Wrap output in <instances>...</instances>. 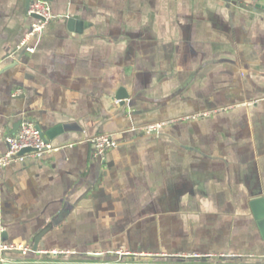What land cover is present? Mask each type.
<instances>
[{
  "label": "crops",
  "instance_id": "obj_1",
  "mask_svg": "<svg viewBox=\"0 0 264 264\" xmlns=\"http://www.w3.org/2000/svg\"><path fill=\"white\" fill-rule=\"evenodd\" d=\"M47 1L55 18L27 53L31 0H0L1 132L27 118L56 147L0 168V242L32 248L42 232L38 250L76 253L49 261L264 264L251 207L264 199V10ZM99 133L116 141L103 159Z\"/></svg>",
  "mask_w": 264,
  "mask_h": 264
},
{
  "label": "built area",
  "instance_id": "obj_2",
  "mask_svg": "<svg viewBox=\"0 0 264 264\" xmlns=\"http://www.w3.org/2000/svg\"><path fill=\"white\" fill-rule=\"evenodd\" d=\"M27 17L31 19L28 29L20 39L16 49L22 50L27 53H33L35 51L36 43L45 31L48 24L55 18L51 10V6L47 0H31L28 9ZM34 15V16H33ZM21 94L20 89H15L12 92L13 96ZM206 113H198L195 115L185 116L182 119H193L200 116H205ZM167 122L153 123L144 125L138 129L145 134H151L157 132L158 129ZM0 141H3L6 145V151L0 154V168L9 164L12 161H21L27 158L39 159L46 153L56 150L43 135L40 128L32 120L24 118L20 121L18 130L14 134L2 133L0 129ZM93 154L97 158L103 159L105 153L116 145V141L113 139L110 133H99L89 139ZM23 149H30L28 151L21 152ZM19 250L23 256L30 253H50L52 255L61 256H74V251L52 250L41 251L37 250L32 252V248L29 245H23L16 242H0V261H12L5 252ZM118 254L124 253L117 251ZM198 255H176L174 258H197ZM184 264H191L188 261H182ZM165 264V263H161ZM170 264V263H169Z\"/></svg>",
  "mask_w": 264,
  "mask_h": 264
},
{
  "label": "water",
  "instance_id": "obj_3",
  "mask_svg": "<svg viewBox=\"0 0 264 264\" xmlns=\"http://www.w3.org/2000/svg\"><path fill=\"white\" fill-rule=\"evenodd\" d=\"M251 1L255 3L256 7L264 10V3H262L264 0H251ZM69 21L71 22L72 19H69ZM41 134L44 137L43 131H41ZM28 150L30 149H23L21 152L28 151ZM251 207L253 210L254 218L256 219V223L260 230L261 236L264 238V199L259 198V199L253 200L251 202ZM41 235H42V232L38 233L36 237L34 238V242L32 245V252H36L38 250L37 245H38V240ZM13 253L15 254V257L11 256ZM5 254H7V256L8 254H10L9 257H12L13 260L12 261H9V260L0 261V264H138V263H123V262H120V263H89V262L49 261L44 257L47 255L50 256L51 255L50 253L38 254L37 252L36 254L38 255H36V257H30V259H25V258H29L28 255L23 256L19 250L7 251L5 252ZM54 256H60V255H54ZM98 256H99L98 254H93L91 257L97 259ZM120 258L122 259V261H124L123 255ZM142 264H151V263H142ZM170 264H184V263H182V260H181V261H178L177 263H170Z\"/></svg>",
  "mask_w": 264,
  "mask_h": 264
},
{
  "label": "rangeland",
  "instance_id": "obj_4",
  "mask_svg": "<svg viewBox=\"0 0 264 264\" xmlns=\"http://www.w3.org/2000/svg\"><path fill=\"white\" fill-rule=\"evenodd\" d=\"M51 256V255H50ZM50 256H45L44 258H46L47 260H49V259H51V260H58V259H61V257L60 256H53V257H50ZM50 257V258H49ZM53 258H55V259H53ZM25 259H30V257L29 258H25ZM81 259V258H80ZM93 259H96V258H93ZM82 261H83V259H81ZM155 262H158V260L157 261H155ZM209 262V261H208ZM152 264V263H151ZM153 264H159V263H153ZM166 264V263H165ZM192 264V263H191ZM205 264H215V263H205Z\"/></svg>",
  "mask_w": 264,
  "mask_h": 264
}]
</instances>
